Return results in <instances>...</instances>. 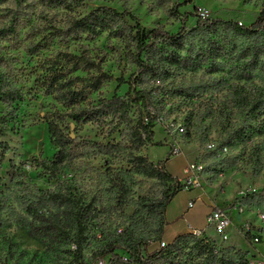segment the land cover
<instances>
[{
  "label": "rangeland",
  "instance_id": "obj_1",
  "mask_svg": "<svg viewBox=\"0 0 264 264\" xmlns=\"http://www.w3.org/2000/svg\"><path fill=\"white\" fill-rule=\"evenodd\" d=\"M187 1L77 0L72 10L40 0H27L20 8L13 3L0 5V28L8 26L15 14L19 19L15 36L0 40V58L5 61L1 74L13 87L31 93L16 106L0 105L8 121L5 136L0 137V145L8 147L0 156V264H76L70 251L76 233L73 213L84 207H88L83 214L84 260L92 261V255L108 245L126 246L157 237L160 216L154 203L161 198L162 186L140 175L129 162L122 129L105 141L92 127L78 133L82 140L120 144L122 149L112 157L87 149L81 158L63 164L55 178L42 169L56 152L43 120L54 101L35 90L36 80L43 76L44 64L60 53L86 51L110 77L89 100L126 95L128 87H117V79L127 80L135 69L122 40L107 33L70 40L56 33L98 8L127 13L145 29L162 27L170 34L180 27V19L174 17L177 4H183L180 15H191L188 31L195 28L198 17L248 28L264 11V0ZM198 37L194 35L193 41ZM233 40L239 48L258 45L256 65L241 67L231 60L220 63L217 73L201 68L172 78L170 85L182 96L173 95L161 106L154 141L163 145L135 155L157 164L171 150L166 169L184 186L177 201L193 202L188 214L192 224L205 225L209 210L205 205L227 209L231 226L224 235L212 228L202 231L204 235L221 251L239 249L250 264H264V40ZM31 46L40 47L37 54L29 52ZM134 114L135 109L130 115ZM49 193L65 196L70 204L58 206Z\"/></svg>",
  "mask_w": 264,
  "mask_h": 264
},
{
  "label": "trees",
  "instance_id": "obj_2",
  "mask_svg": "<svg viewBox=\"0 0 264 264\" xmlns=\"http://www.w3.org/2000/svg\"><path fill=\"white\" fill-rule=\"evenodd\" d=\"M26 1L0 0V5L13 3L20 8ZM40 1L65 10H72L77 2ZM190 1L192 0L187 2ZM182 5L177 4L174 8V17L180 19V27L174 34L162 27L145 29L127 13L104 7L73 19L66 29L56 31L60 38L70 40L84 36L94 38L102 33L122 40L129 49V60L135 69L127 80L117 79V87H128L125 96L114 95L108 100H89V96L98 92L110 77L86 51L79 54L60 53L44 64L43 76L36 80L35 90L41 91L44 96L51 97L54 101V105L43 117L49 143L56 151L50 165H42V169L51 178H55L63 164L81 158L87 149L105 157H112L116 151L122 149L120 144L114 142L104 144L94 140H82L78 133L85 127L96 129L104 141L122 129L127 138L126 148L130 151L129 162L140 175L156 180L162 186L161 198L154 203L160 216L157 237L152 241L147 238L137 239L126 246L108 245L95 252L89 264L97 259H107V264H250L246 253L232 248L221 251L203 232L198 235L177 236L162 248L160 244L167 226L166 208L184 190V186L167 172L166 164L172 156L171 150L166 160L157 164L135 155L146 147L163 145L154 141V128L158 123L161 106L173 95L182 96L178 89L170 85L172 78L179 73H191L201 68L217 73L220 63L231 60L239 61L241 67L256 65L257 52H261L257 44L250 49L239 48L233 38L246 37L255 42L257 39L264 40V11L248 28L230 21L203 20L198 17L195 28L188 31L186 22L191 15L178 13V8ZM126 18L134 23L131 24ZM18 20V15L15 14L11 16L8 26L0 28V40L10 41L15 36ZM194 35H199L195 41ZM28 50L37 54L40 47L31 46ZM4 64V59L0 58V69ZM243 74L248 78L249 71H244ZM30 94L6 82L0 71V105L16 106ZM133 109L137 117L130 115ZM7 128L8 121L0 112V137L5 136ZM0 146L3 149L0 156L3 157L8 147L5 144ZM47 196L52 197L58 206L70 204L63 195L49 193ZM87 208H79L73 213L76 233L71 246L74 245L77 251H70L76 264H87L88 261L82 257V246L86 241L83 214Z\"/></svg>",
  "mask_w": 264,
  "mask_h": 264
},
{
  "label": "crops",
  "instance_id": "obj_3",
  "mask_svg": "<svg viewBox=\"0 0 264 264\" xmlns=\"http://www.w3.org/2000/svg\"><path fill=\"white\" fill-rule=\"evenodd\" d=\"M181 193H179L172 200V202L167 206L165 211V220L167 226L164 229L163 242L166 244L171 243L177 236L185 234H195L196 232H202L205 230L206 224L201 228H197L192 224V216L188 215L190 211L189 204L192 201H177V197ZM199 196H202L200 192L198 194V197ZM205 206L210 210V204ZM209 210L207 211L206 215L209 213Z\"/></svg>",
  "mask_w": 264,
  "mask_h": 264
},
{
  "label": "built area",
  "instance_id": "obj_4",
  "mask_svg": "<svg viewBox=\"0 0 264 264\" xmlns=\"http://www.w3.org/2000/svg\"><path fill=\"white\" fill-rule=\"evenodd\" d=\"M192 206L193 202L189 204V208H191ZM205 224V229L212 228L215 232L222 236L231 226L230 213L229 211H227V209H211L210 207L209 213L206 215L205 218ZM198 234H200V232L195 233V235ZM160 246L164 248L166 246V243L162 242ZM70 250L74 253L77 251V248L72 245L70 247ZM86 263L89 264V261H86ZM93 264H107V259H97L94 261Z\"/></svg>",
  "mask_w": 264,
  "mask_h": 264
}]
</instances>
